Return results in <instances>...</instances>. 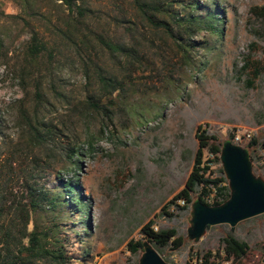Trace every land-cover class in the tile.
Listing matches in <instances>:
<instances>
[{"label": "rangeland", "instance_id": "obj_1", "mask_svg": "<svg viewBox=\"0 0 264 264\" xmlns=\"http://www.w3.org/2000/svg\"><path fill=\"white\" fill-rule=\"evenodd\" d=\"M29 1L37 14L28 15L22 0H0L4 44L0 110L8 139H20L16 125L21 105L31 113L38 107L43 117L58 127L65 122L70 127L68 135L79 137L78 166L67 163L60 174L79 184L86 197L85 211L64 222L73 264H140L144 248L134 254L128 244L143 240L141 229L151 221L155 231L175 229L177 238H182L180 248L169 245L158 251L152 245L167 264H194L199 255L219 252L221 257L212 258V263L264 264V215L241 222L235 232L229 225L211 227L195 243L189 240L188 229L192 204L199 197L193 194L190 204L174 200L193 170L200 127V132L206 130L222 144L238 131L250 134L242 147L250 152L254 173L264 179V21L251 15V9L264 5V0H183L217 5L223 32L203 31L195 38L198 46L192 51L191 67L183 65L175 49H165L164 63L148 51V68L124 83L128 99L117 100L107 110L108 117L87 113L74 117L68 111L97 90L96 65L122 77L119 63L124 61L112 60L93 38L86 55L94 63H86L80 57L85 56L83 46L70 47L64 36L66 7L56 0ZM91 7L95 13L89 24L96 33L132 44L118 22L131 19L140 24L132 0H91ZM16 15L18 19L13 18ZM33 31L48 45V52L34 66L26 55ZM156 43L164 45L161 40ZM255 70L260 75L253 79ZM37 88L45 93L44 105L36 98ZM91 136L98 139L94 151L86 147ZM253 138L258 145L249 148ZM206 160L214 161L209 166L215 177H225L220 173L221 162L205 151ZM57 176H50L49 183ZM230 235L248 245L243 258L227 260L223 241Z\"/></svg>", "mask_w": 264, "mask_h": 264}, {"label": "trees", "instance_id": "obj_2", "mask_svg": "<svg viewBox=\"0 0 264 264\" xmlns=\"http://www.w3.org/2000/svg\"><path fill=\"white\" fill-rule=\"evenodd\" d=\"M22 2L28 15L37 14L29 0ZM56 2L69 11L64 36L70 47L78 49L83 46L80 48L86 50L85 56L80 57L86 63H94L93 57L86 55L93 38L109 51L112 60L119 58L124 61L119 63L122 64V77L114 72L107 73L96 65L94 75L98 88L85 102L69 109L68 112L73 113L74 117L85 113L108 117L107 110L115 107L117 100L125 102L128 89L124 83L149 65L148 51H152L153 56L164 63L167 58L165 49H175L183 65L191 67L194 61L192 51L198 46L195 38L203 31L215 35L223 32L220 28L222 13L217 5L207 7L199 2L187 3L183 0H132L140 24L131 19H118L123 23L132 44L116 43L110 36L96 33L89 24L95 13L91 0ZM251 15L264 21V5L253 7ZM13 18L18 19L19 16ZM157 40L164 45L157 44ZM3 47V40L0 39V49ZM46 52L48 45L40 34L31 32L26 51L27 62L34 66ZM259 75L260 72L255 70L253 79ZM35 95L44 105L45 93L41 88H37ZM19 113L21 118L17 120L16 128L20 131V139H8L3 127L5 118L0 110V264H73L70 236L64 222L74 214L85 211L86 197L82 195L79 184L64 180L60 174L67 163L78 166L76 158L82 150L77 139L79 137L75 133L68 135L70 127L65 122L58 127L43 117L38 107L31 113L21 105ZM62 128L66 130L62 131ZM200 129L196 134L199 148L193 170L186 187L174 200L190 204L193 194H197L207 206L221 205L230 198L229 183L224 176L213 175L209 164L214 161H204V152L220 163L222 143L217 137L208 135L206 130L200 132ZM62 136L66 139H61ZM232 137L231 134L230 139ZM97 143L96 137L86 139V147L90 151L95 150ZM257 145L258 141L253 138L248 147L255 148ZM220 173L223 175L222 170ZM52 175L58 176L49 183ZM208 198H213V203H208ZM153 226L151 221L142 227L143 240L131 241L128 244L130 252L135 254L142 250L144 242L151 243L158 251L169 245L176 248L182 246V238H177L175 229L155 231ZM223 242L227 260L243 258L249 250L246 243L239 242L231 235ZM216 256L221 257V253L199 255L194 264H214L211 259Z\"/></svg>", "mask_w": 264, "mask_h": 264}, {"label": "water", "instance_id": "obj_3", "mask_svg": "<svg viewBox=\"0 0 264 264\" xmlns=\"http://www.w3.org/2000/svg\"><path fill=\"white\" fill-rule=\"evenodd\" d=\"M220 162L229 183L230 198L221 205L207 206L197 199L191 207L189 240L198 243L211 227L229 225L235 232L238 224L264 215V179L254 173L247 148L226 140ZM140 264H167L149 242H144Z\"/></svg>", "mask_w": 264, "mask_h": 264}, {"label": "built area", "instance_id": "obj_4", "mask_svg": "<svg viewBox=\"0 0 264 264\" xmlns=\"http://www.w3.org/2000/svg\"><path fill=\"white\" fill-rule=\"evenodd\" d=\"M251 138L250 134L241 133L240 131L233 134V137L230 139L234 144L243 146L244 143ZM208 203H213V198L207 199Z\"/></svg>", "mask_w": 264, "mask_h": 264}]
</instances>
